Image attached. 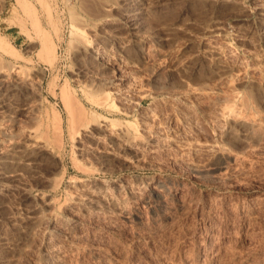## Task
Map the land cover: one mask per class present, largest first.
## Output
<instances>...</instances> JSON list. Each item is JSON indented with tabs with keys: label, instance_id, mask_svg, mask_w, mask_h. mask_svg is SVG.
Wrapping results in <instances>:
<instances>
[{
	"label": "rangeland",
	"instance_id": "obj_1",
	"mask_svg": "<svg viewBox=\"0 0 264 264\" xmlns=\"http://www.w3.org/2000/svg\"><path fill=\"white\" fill-rule=\"evenodd\" d=\"M0 61V264H264V0H0Z\"/></svg>",
	"mask_w": 264,
	"mask_h": 264
},
{
	"label": "bare ground",
	"instance_id": "obj_2",
	"mask_svg": "<svg viewBox=\"0 0 264 264\" xmlns=\"http://www.w3.org/2000/svg\"><path fill=\"white\" fill-rule=\"evenodd\" d=\"M75 35L77 37V41H78L79 46L81 47V49L83 51H87L88 50V44H87L88 40H87V36H86L85 32L82 31V30H77L75 32ZM43 50L50 57V62L53 63L55 58H56V48H55V46L50 43V44H48V46H45L43 48ZM2 61H0V81L2 83L1 84L2 87L0 86L2 92H0V94H2L3 98H4V97H7V95L9 96L11 93L16 91V92L21 93V95L25 96L26 98H29V96H30L31 92H33V90L31 88L32 85L28 81V74L26 72L27 69L25 67H20L21 68L20 72L18 70L19 74L21 75L20 79L18 78L19 80L17 79L16 82L14 84H12V85H8V84L5 85V84H3V82H5V77L7 78V77H9L11 75V70L13 69V66L9 65V64L5 65V63L2 64L1 63ZM22 68H24L26 70H24ZM62 97H63L64 103H65V106H66V110H68L70 112V110H71L70 109V105H71V101H72L71 97L67 93H63ZM4 99H2V98L0 99L1 100L0 108H2V109L6 105ZM107 101H108V99H105V101H104L105 103L104 104H107ZM94 123H96L98 125V127H101V126L116 127L118 125L115 120L110 119L109 117H103L101 115H96L95 117H93L89 121H87V120H79L77 131H80L82 129L90 128L91 126L94 125ZM229 134L231 136H234L235 138H240V135L238 133H235L233 130H230ZM58 136H61V132L60 131L58 132ZM218 158H219L218 161L219 160L220 161L217 164H215L214 166L206 168V169H203V170H198V171L199 172L202 171V172H204L206 174H209L211 176L216 175L218 172H220V171H222L224 169V166L226 164V156H223V153L220 154L218 156ZM157 186H158L159 192L155 193L153 202L155 201L157 203V205H159L161 208H163L164 207L165 197H166V194H167V185H166L165 182L160 181Z\"/></svg>",
	"mask_w": 264,
	"mask_h": 264
}]
</instances>
